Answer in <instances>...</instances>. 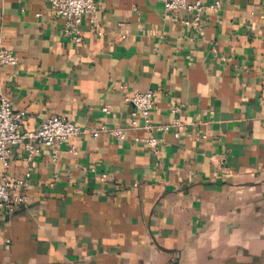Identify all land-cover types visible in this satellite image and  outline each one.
Returning a JSON list of instances; mask_svg holds the SVG:
<instances>
[{
	"label": "crops",
	"instance_id": "crops-1",
	"mask_svg": "<svg viewBox=\"0 0 264 264\" xmlns=\"http://www.w3.org/2000/svg\"><path fill=\"white\" fill-rule=\"evenodd\" d=\"M202 1L220 6L186 24L192 13L174 20L153 0H96L98 28L85 15L77 43L48 0H0L17 57L0 93L24 112L20 131L54 115L127 129L31 156L12 146L0 174L28 199L0 212V264H264V0ZM145 90L152 122L176 106L185 122L154 133L158 158L129 127L124 97Z\"/></svg>",
	"mask_w": 264,
	"mask_h": 264
},
{
	"label": "built area",
	"instance_id": "built-area-1",
	"mask_svg": "<svg viewBox=\"0 0 264 264\" xmlns=\"http://www.w3.org/2000/svg\"><path fill=\"white\" fill-rule=\"evenodd\" d=\"M160 2L163 10L170 18L177 20L178 13L181 11L192 13L191 19H184L186 24L200 23L202 15L207 11H215L219 8V1L214 3H205L202 0H153ZM49 6L56 17L65 21L64 33L72 40L79 43L82 40L81 23L85 15L91 16V22L98 28L94 19L97 12L96 0H48ZM97 33L101 34L100 30ZM125 38V35H121ZM17 57L10 50L1 45L0 40V69L6 65H15ZM124 100L131 104L133 109L130 112L129 127L142 129L151 133L150 136L141 138L149 147L153 154L158 158L159 144L161 139L154 136V133L174 128L176 136L185 127L178 113L180 107L171 109L174 117L169 124H156L152 122L150 114L155 109L154 92L145 90L135 92L130 96L124 97ZM107 111L108 107H102ZM24 112L14 111L9 99L0 93V162L4 170L10 166L12 157V146L21 144L31 156L40 150V147H48L56 150L62 143H66L72 136L80 134H89L92 137H98L105 133L114 140H122L126 137L127 129L124 127L101 126L98 129H89L81 127L72 122L64 115H54L44 120L35 131L21 132L20 127L24 118ZM143 123L140 124L139 120ZM56 157V156H54ZM106 177L102 175V179ZM26 182L23 179L9 177L6 173L0 174V212L13 213L17 208L27 202L28 196L25 192Z\"/></svg>",
	"mask_w": 264,
	"mask_h": 264
}]
</instances>
